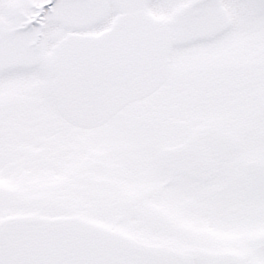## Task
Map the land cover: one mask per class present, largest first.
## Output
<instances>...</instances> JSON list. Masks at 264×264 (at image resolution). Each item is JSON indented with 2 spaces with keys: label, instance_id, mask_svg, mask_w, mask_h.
Masks as SVG:
<instances>
[{
  "label": "snow or ice",
  "instance_id": "obj_1",
  "mask_svg": "<svg viewBox=\"0 0 264 264\" xmlns=\"http://www.w3.org/2000/svg\"><path fill=\"white\" fill-rule=\"evenodd\" d=\"M0 264H264V0H0Z\"/></svg>",
  "mask_w": 264,
  "mask_h": 264
}]
</instances>
